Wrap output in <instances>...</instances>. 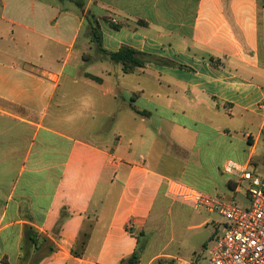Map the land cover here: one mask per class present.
<instances>
[{"label": "crops", "instance_id": "crops-1", "mask_svg": "<svg viewBox=\"0 0 264 264\" xmlns=\"http://www.w3.org/2000/svg\"><path fill=\"white\" fill-rule=\"evenodd\" d=\"M79 1L83 7L71 0H0V263L122 264L160 215L179 203L166 194L169 179L232 196L236 185L224 164L258 169L264 0ZM90 19L98 21L107 51L129 46L175 66L150 62L125 74L96 50ZM112 22L124 27L114 29ZM83 33V46L95 55H81ZM101 65L111 67L102 76L85 70ZM145 78L166 102L147 99ZM64 82L96 89L73 97L76 119H63L58 103L56 119L51 113ZM140 100L147 104L139 106ZM129 111L140 125L131 123ZM164 114L191 122L169 116L174 157L182 164L177 175L144 125ZM222 115L245 124L260 120V133L246 135L245 156H225L236 128L221 123ZM190 135L186 150L178 143ZM162 257L179 259L161 251L148 264Z\"/></svg>", "mask_w": 264, "mask_h": 264}, {"label": "rangeland", "instance_id": "rangeland-1", "mask_svg": "<svg viewBox=\"0 0 264 264\" xmlns=\"http://www.w3.org/2000/svg\"><path fill=\"white\" fill-rule=\"evenodd\" d=\"M84 41L88 40L87 36L83 33L81 41L79 43V49H82L81 55L82 53L95 55L97 53L95 49L86 47L88 45H85V47L83 46ZM99 68L100 69H92L87 66L85 70L102 76L104 73L103 71H106V69L111 67L107 65H101ZM119 68L120 67H117V69H115V72H117ZM145 80L146 81H144V88L147 90V99H150L152 102H166V94L164 92H161L160 99H157L156 96H154L155 93H153L151 84L147 82L148 79L145 78ZM93 90L96 89L85 87L83 85L76 86L64 82L59 89V96L52 108L51 113L54 119H56L57 117L56 111L58 110V108L56 106L58 104L62 107L60 114L63 119H76V117L81 116L78 111L79 107L74 102L73 97L79 93L83 94L84 92H93ZM146 104V101L140 100L139 102V106H143ZM128 115L132 124H141L142 120L136 118L133 113L129 111ZM169 116L170 115L167 114H164V116L155 115L152 118L147 119L144 125L149 126L154 130L156 134V147L159 149V151L163 152V154L166 156V159L170 160V162L175 161L174 163L169 162L167 163V165L169 167V173L177 175L178 170L180 169V166L182 164L181 157H179V155H177V158L174 157L175 152L172 147V133L169 130V122H173L169 120ZM170 117L176 119L177 123H191L190 121L182 118V116ZM220 119L221 123H223L224 125L230 128L235 126L236 128V130L233 131L235 138L233 140V145L231 147V150H226L225 156L237 159L248 154L249 144L247 142L248 137H246V135L252 134L253 137H256L260 133V120L256 118L251 119L252 124H245L240 118L231 119L226 115H222ZM157 127L163 128L165 130L163 135L157 134V131L155 130V128ZM134 135H136L135 132ZM259 135L260 140L256 147L257 156L253 161L258 164V169L255 173L264 178V129ZM238 139H240L241 142H238ZM183 141V144H178H180L184 148H187L186 150H190L191 144L193 142L192 135H190V137L188 138V142H186L185 139H183ZM251 168L255 170L254 166H251ZM230 178H232L233 180L236 179L233 176H230ZM243 187L246 188L247 184L243 183ZM235 200L242 207L249 206L250 204V200L247 197L245 198L242 194H236ZM178 202L179 203L175 207H172L167 212L161 214L159 219L156 221V225H154L149 233L144 238H142L140 248L138 250V253L141 257V262L139 264H148L150 259L161 251H166V253L172 256L179 257V259L165 258L166 260L163 261V264H180L185 261L191 260H196L197 262L204 264L211 258V251L218 244L219 238L224 235L225 225L228 223L227 219L219 214H210L209 212L204 210L197 212L189 205H186L180 201ZM206 220H210L209 226H199ZM160 259H164V257L156 259L153 264H158ZM171 261H174V263H171Z\"/></svg>", "mask_w": 264, "mask_h": 264}, {"label": "built area", "instance_id": "built-area-1", "mask_svg": "<svg viewBox=\"0 0 264 264\" xmlns=\"http://www.w3.org/2000/svg\"><path fill=\"white\" fill-rule=\"evenodd\" d=\"M224 174L236 179L234 195L208 194L180 180L167 181V196L173 201L189 205L195 211L219 214L228 223L224 235L211 251V258L204 264H264V178L254 173L251 164L228 160ZM243 183L247 187H243ZM241 193L250 200L242 207L235 195ZM180 264H202L196 260Z\"/></svg>", "mask_w": 264, "mask_h": 264}, {"label": "trees", "instance_id": "trees-1", "mask_svg": "<svg viewBox=\"0 0 264 264\" xmlns=\"http://www.w3.org/2000/svg\"><path fill=\"white\" fill-rule=\"evenodd\" d=\"M71 1H74L80 7L84 6V4L79 0H71ZM111 24H112V27L117 30H120L122 27H124V23L122 22H118V23L112 22ZM89 36H90L91 42L95 45L96 50L99 53L105 55L111 61L120 64L125 74H133L141 69H145L150 62L175 66L173 62H168L154 55L140 52L129 46H123L117 52L107 51L103 47V41H102L103 37H102L101 27L97 20H92V19L89 20ZM86 77L98 83L102 82V79L100 77L94 76L89 73H86ZM131 109L137 115H142V116L146 115L145 112L139 110L135 106H132ZM166 259L165 258L160 259L158 264L159 263L163 264V261H165ZM140 262H141V257L139 253L136 251L129 258L124 259L122 261V264H138ZM171 263H174V261H171ZM0 264H10V263L7 259H3ZM20 264H25V260H23L22 263Z\"/></svg>", "mask_w": 264, "mask_h": 264}]
</instances>
